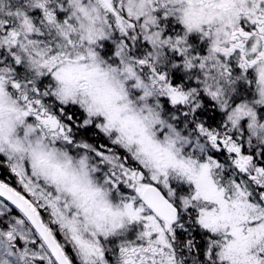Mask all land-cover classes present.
Here are the masks:
<instances>
[{
  "label": "snow or ice",
  "instance_id": "6c2138e0",
  "mask_svg": "<svg viewBox=\"0 0 264 264\" xmlns=\"http://www.w3.org/2000/svg\"><path fill=\"white\" fill-rule=\"evenodd\" d=\"M0 264H264V0H0Z\"/></svg>",
  "mask_w": 264,
  "mask_h": 264
}]
</instances>
